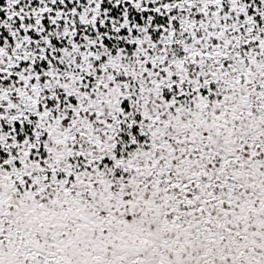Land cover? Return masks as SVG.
<instances>
[{
    "label": "snow or ice",
    "instance_id": "snow-or-ice-1",
    "mask_svg": "<svg viewBox=\"0 0 264 264\" xmlns=\"http://www.w3.org/2000/svg\"><path fill=\"white\" fill-rule=\"evenodd\" d=\"M0 264H264V0H0Z\"/></svg>",
    "mask_w": 264,
    "mask_h": 264
}]
</instances>
